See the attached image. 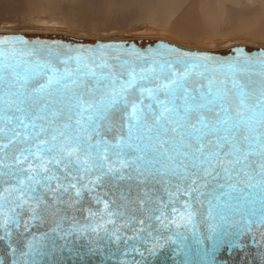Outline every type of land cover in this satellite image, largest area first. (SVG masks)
<instances>
[{"label": "water", "instance_id": "obj_1", "mask_svg": "<svg viewBox=\"0 0 264 264\" xmlns=\"http://www.w3.org/2000/svg\"><path fill=\"white\" fill-rule=\"evenodd\" d=\"M6 37H22L29 41L28 46L15 45L16 59L29 62L51 60L60 68L65 67L60 63L61 57L80 54L88 58L86 62L97 72L113 71L126 78L130 69L138 71L150 66L151 52L175 48L178 53H187L189 57L212 58L200 61V67L192 72L188 86L193 89L207 92L209 81H214L213 89L224 86L230 90L233 75L248 84L249 91L256 95L264 84V67L257 63L264 47L248 49L239 45L223 53L188 49L164 40L142 44L135 40L84 41L0 33V38ZM110 45L120 47H107ZM162 45L166 48L162 49ZM102 46V56L96 53L93 58L87 51ZM12 48L11 44L3 46L6 55H11ZM21 52L31 54L22 56ZM102 61L110 67H96ZM229 64L235 65V73L228 71ZM67 66L75 68L76 62L73 60ZM177 67L183 71V67ZM225 81L226 85H222L221 82ZM88 83H93L91 78ZM233 102L238 103L235 98ZM249 102L254 103L255 98ZM203 114L214 117L213 112L206 110ZM113 119L114 123L122 122L119 113ZM61 122H64L63 117L56 121ZM16 131L23 132L22 129ZM50 135L51 129L48 132ZM168 135L171 136V133ZM245 135L247 132L241 128L238 137ZM104 136L114 143L116 129H105ZM44 138L42 135L41 139ZM35 143L29 135L14 138L8 128L0 133V196L4 198L0 202L5 210L4 218L7 219L11 210L18 220V224H8L10 235H6L5 229L0 227V261L3 264H184L187 259H191L193 264H264V222L259 204L245 201L229 187L234 185L236 189L247 191L246 182L256 183L261 178L264 155L258 148L231 166L230 178H226L218 168L219 178L209 176L206 186L200 188L202 194L194 192L189 197L181 193L175 198V203L168 204L165 210L167 219L157 220L160 215L158 200L167 202L169 199L165 188L175 192V184L180 183L182 188H187L190 181L182 182L175 177L161 175L145 179L131 169L124 170L123 178L119 172L115 175H101L95 170L90 174L73 172V175L84 176V179L73 180L66 176L63 168L56 167L54 170L61 179L51 181L48 187L34 185L36 191L32 196L36 199L30 200L23 208H16L14 205L20 202V193L15 189L20 186V180L28 183L29 164L36 168L40 163L36 156L24 160L21 151L29 145L35 151ZM21 168L24 173L19 172ZM97 176H100L99 180ZM204 182L197 179V186ZM70 183L76 187H69ZM57 184L61 187L58 188ZM77 189H80L79 195ZM25 199H28L27 193ZM185 200L191 205V222L185 220L177 227L170 222L178 215L172 213V208L178 212L185 211ZM153 245H157L155 250Z\"/></svg>", "mask_w": 264, "mask_h": 264}, {"label": "snow or ice", "instance_id": "obj_2", "mask_svg": "<svg viewBox=\"0 0 264 264\" xmlns=\"http://www.w3.org/2000/svg\"><path fill=\"white\" fill-rule=\"evenodd\" d=\"M5 44L13 45L11 55L5 54ZM16 44L28 46L29 41L22 37L0 38V133L8 128L14 138L29 135L36 141L35 151L29 145L22 149L21 156L24 160L29 156L40 160L36 168L29 164L28 183L20 180V186L15 189L20 193V202L14 205L16 208H23L30 200L36 199L32 196L36 191L34 185L48 187L51 181L61 179L54 170L56 167L63 168L66 176L73 180L84 179V176L73 175V172L90 174L95 170L101 175L119 172L123 178L124 170L131 169L145 179L161 175L175 177L182 182L190 181L187 188H182L180 183L175 184V192L165 188L169 199L167 202L158 200L160 215L156 219H167L165 210L168 204L175 203V198L181 193L189 197L194 192L202 194L200 188L206 186L209 176L219 178L218 168L226 178H230L231 166L251 154L252 150L258 148L264 155V84H261L258 95L250 92L249 85L236 79L235 75L230 90L224 86L213 89L214 81H209L207 92L189 87L192 72L200 67V61L212 59L210 57H189L187 53H178L175 48L157 50L150 53L149 67L138 71L130 69L125 78L113 71L97 72L86 62L88 58L80 54L61 57L63 68L51 60L29 62L16 59ZM87 51L93 58L96 53L102 56L104 46ZM28 54L31 53L21 52L22 56ZM73 60L76 67H68ZM257 63L264 67V53ZM178 65L183 67V71ZM96 67L110 66L102 61ZM227 69L232 73L237 71L233 64H229ZM89 78L92 84L88 83ZM41 80L43 82H39ZM221 83L226 85L227 82ZM233 98L238 103L234 104ZM253 98L255 102L250 103ZM205 110L213 112L214 117L205 116ZM118 113L122 122L114 123L113 118ZM62 117L64 122L56 123ZM114 128L117 136L113 143L104 136V130L112 131ZM241 128L247 135L239 138ZM42 135L44 139H41ZM24 171L23 168L19 170L20 173ZM96 179L99 180L100 176ZM197 179L205 182L197 186ZM68 186L76 187L71 183ZM57 187L61 185L57 184ZM229 187L245 201L259 204L264 222V169L256 183L246 182L247 191L236 189L234 185ZM6 191L11 192L12 189ZM25 193L28 199H25ZM79 193L80 189H77ZM3 199L0 196V201ZM184 207L186 210L179 212L172 208V213L178 215L170 222L177 227L185 220L191 222L193 213L187 200ZM32 211L35 213V208ZM5 215L0 202V227L10 235L8 224H18V220L11 210L7 219ZM156 247L153 245V250ZM184 264H193V261L187 259Z\"/></svg>", "mask_w": 264, "mask_h": 264}, {"label": "bare ground", "instance_id": "obj_3", "mask_svg": "<svg viewBox=\"0 0 264 264\" xmlns=\"http://www.w3.org/2000/svg\"><path fill=\"white\" fill-rule=\"evenodd\" d=\"M181 9L183 18L186 19V21L182 20L178 27L181 37L206 28H209L210 32L218 33L221 27L227 26V29L230 27L239 32L258 30L257 34L252 32L254 39L255 34L258 40H264V0H0V12L26 11L29 14L38 11L52 15L61 14L70 20L69 22L77 23L83 20H97L105 24L126 22L132 20L131 13H134L138 19L150 15V12L151 15H157L166 21ZM28 14L24 16H29ZM166 40L173 41L171 38Z\"/></svg>", "mask_w": 264, "mask_h": 264}, {"label": "rangeland", "instance_id": "obj_4", "mask_svg": "<svg viewBox=\"0 0 264 264\" xmlns=\"http://www.w3.org/2000/svg\"><path fill=\"white\" fill-rule=\"evenodd\" d=\"M2 12H0V15H3L0 16V33H23L32 37H63L87 41L135 40L141 41L143 44L157 40L167 41L166 39L171 38L173 41L170 43L184 48L223 53L237 45H245L248 48L264 47V40H258L255 34V39L253 37L252 32H256L257 34V29V31L254 30L252 32L250 30H240L239 32V30L237 31L234 29V31L230 29V27L227 29V26H223L218 33L216 31L210 32V29L206 28L191 33V35L186 36L187 38L185 35L181 37L182 34L179 32L178 27H180V22H182V20L186 21V19L183 18L182 9L177 11L168 20L166 19V21L157 15H151V12L150 15L138 19L134 13H131L132 15L129 14V16L131 15V21H117L111 24L101 23L97 20L78 21V24L77 22H69L70 20L63 17L61 14H58V16L57 14L52 15L38 11H32L31 13L27 11L29 14L26 13V11H23L24 13L21 11L13 13L3 10ZM5 12L7 14H4ZM15 14H17V16ZM24 14H28L29 16H24ZM180 17L182 18L180 19ZM185 18H187V16Z\"/></svg>", "mask_w": 264, "mask_h": 264}, {"label": "trees", "instance_id": "obj_5", "mask_svg": "<svg viewBox=\"0 0 264 264\" xmlns=\"http://www.w3.org/2000/svg\"><path fill=\"white\" fill-rule=\"evenodd\" d=\"M84 41H87V40H84ZM143 44V43H142ZM145 44V43H144ZM248 49H251V48H248Z\"/></svg>", "mask_w": 264, "mask_h": 264}]
</instances>
